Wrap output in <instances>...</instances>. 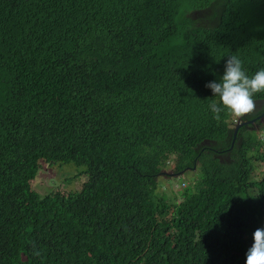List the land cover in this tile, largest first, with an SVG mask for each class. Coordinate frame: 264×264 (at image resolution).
<instances>
[{"label": "trees", "instance_id": "trees-1", "mask_svg": "<svg viewBox=\"0 0 264 264\" xmlns=\"http://www.w3.org/2000/svg\"><path fill=\"white\" fill-rule=\"evenodd\" d=\"M232 55L264 69V0H0V264H245L264 92L214 118ZM67 163L80 190H32ZM167 166L198 171L180 201L157 192Z\"/></svg>", "mask_w": 264, "mask_h": 264}, {"label": "clouds", "instance_id": "clouds-1", "mask_svg": "<svg viewBox=\"0 0 264 264\" xmlns=\"http://www.w3.org/2000/svg\"><path fill=\"white\" fill-rule=\"evenodd\" d=\"M205 87L211 90L212 97L217 98L209 105L214 118L220 119L222 112L239 118L254 110V94L264 92V69L250 77L244 71L242 61L232 55L225 60L220 80L210 81ZM252 240L245 254V264H264V228H257Z\"/></svg>", "mask_w": 264, "mask_h": 264}, {"label": "rangeland", "instance_id": "rangeland-1", "mask_svg": "<svg viewBox=\"0 0 264 264\" xmlns=\"http://www.w3.org/2000/svg\"><path fill=\"white\" fill-rule=\"evenodd\" d=\"M202 23L207 22L202 21ZM253 128L264 136V125L256 123L253 125ZM171 169V166L165 167L162 174L157 177V192L162 196H165L168 200L180 201L181 198L179 197V191L184 189L188 183H193L194 179L198 177V171L192 170L186 173L173 174ZM86 179L87 177L81 173V168L73 163L60 164L59 166H45L38 172L36 178L31 182V188L41 195L57 190L62 193L74 192L80 190Z\"/></svg>", "mask_w": 264, "mask_h": 264}, {"label": "water", "instance_id": "water-1", "mask_svg": "<svg viewBox=\"0 0 264 264\" xmlns=\"http://www.w3.org/2000/svg\"><path fill=\"white\" fill-rule=\"evenodd\" d=\"M261 117H263V115H261ZM247 122H249V123H253L254 120H249V121H247ZM247 122H242V123L239 122V123H237V124L235 125V127H234V134H236V132H237L239 126H241L242 124H246Z\"/></svg>", "mask_w": 264, "mask_h": 264}]
</instances>
